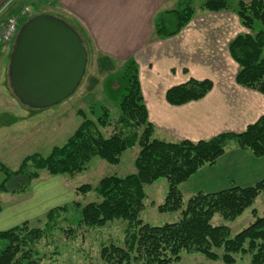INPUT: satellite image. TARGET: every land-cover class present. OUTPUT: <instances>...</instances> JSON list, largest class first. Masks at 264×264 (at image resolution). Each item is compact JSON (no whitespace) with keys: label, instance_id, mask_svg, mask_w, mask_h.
I'll return each mask as SVG.
<instances>
[{"label":"trees","instance_id":"trees-1","mask_svg":"<svg viewBox=\"0 0 264 264\" xmlns=\"http://www.w3.org/2000/svg\"><path fill=\"white\" fill-rule=\"evenodd\" d=\"M237 4L234 12L246 31L236 34L227 45L230 58L237 64L235 82L264 95V0H238ZM202 10L220 12L230 8L226 0H205ZM49 14L71 26L89 52L87 36L76 22L59 13ZM193 15L194 9L187 0L181 1L177 8L157 12L154 16L157 37L163 39L180 33ZM183 72L187 73L185 69ZM122 77L127 83L118 101L120 115L109 136L101 131V127L110 125L105 112L93 120L78 110L82 121L62 145L52 146L47 155L29 154L15 170L0 163V193L27 192L41 170L52 176H75L87 168L92 158L119 164L122 153L137 144L140 149L134 158V173L111 174L100 178L96 185L81 184L76 189L81 194L92 190L97 198L84 205L73 203L74 207L80 208L78 224L102 227L115 219L126 220L124 245H102L99 253L104 264H170L184 251L199 252L213 261L221 260L218 264H236L237 256L242 255H248L249 264H264V214L260 216L252 207L264 190V176L247 186L231 184L213 192L198 191L185 206L179 189V185L203 165L215 164L232 145L256 157L263 156L264 114L242 132L220 133L198 141L155 138L154 125L148 119L143 101L138 66L133 58L126 60ZM212 85L208 78L189 77L185 82L168 87L165 100L175 106L197 101L212 90ZM160 177L168 181V188L158 211H179L181 217L171 223L151 225L139 216L146 197L143 187ZM67 206L66 203L51 208L42 221L38 220L42 226L31 227L30 222L24 220L0 230V264H41L35 246L51 235L61 221H67ZM2 208L0 200V212ZM247 208H251L252 221L233 235L230 226L211 224L217 213L231 221ZM60 229L72 233L71 228ZM219 249L220 253L216 251Z\"/></svg>","mask_w":264,"mask_h":264},{"label":"rangeland","instance_id":"rangeland-1","mask_svg":"<svg viewBox=\"0 0 264 264\" xmlns=\"http://www.w3.org/2000/svg\"><path fill=\"white\" fill-rule=\"evenodd\" d=\"M31 1L29 3V15L32 14L33 16L44 11L40 10L39 2H44L45 0ZM181 1L183 0H170L165 4V7L170 9L177 8ZM187 1L194 9L193 19L197 17L205 18L204 20L198 19L196 23L199 21L210 22V17H204L203 15L214 11L207 12L202 10V4L205 0ZM226 1L230 8L226 12H229L228 15L234 16L232 22L229 20L230 30L228 33L233 34L237 30L236 24L246 31V28L241 26L239 18L234 12L238 5V0ZM26 19H23L18 24V29ZM213 19L211 18V20ZM241 30L238 33H244ZM202 31L205 39L221 37V32H224V37L226 38L229 35L225 34L226 30H212V28H208L205 25ZM155 36L157 37L156 30ZM11 45L12 42L4 45L3 48L12 49ZM86 45L89 52H87V70L83 76L82 83L71 96L61 102L47 108L38 109L23 106L12 95L7 79L8 72L6 71L8 52H3V54L0 52V163L15 170L18 168L20 161L24 157L29 156V154L47 155L52 146L62 145L82 121V117L77 114L78 110L84 111L93 120H97L105 112L108 115L110 125L101 127V131L105 136H109L115 130L116 120L120 115L118 101L120 95L125 92L127 83L126 79L122 77L126 60L115 61L102 56L95 51L89 39H87ZM211 46L212 44L210 43L209 47ZM139 149L140 147L136 144L133 148L124 151L119 164L108 163L101 158H92L87 168L75 176L59 174L52 176L45 170H41L39 172L40 176L30 184V189L27 192L19 194L0 193V200L3 206L0 212V230L9 229V227L20 224L24 220L30 222L31 227L42 226V222L38 220L42 221L45 213L55 206L66 205L67 203L68 211L65 215L67 221H61L59 227L51 235L45 237L35 246L39 251L41 264H104L100 257V249L103 244L116 243L120 246L124 245L126 220L115 219L102 225V227H88L84 224H78L80 208L74 207L73 203L79 202L84 205L89 203V201L97 200V198L92 190L86 194H81L76 192V189L81 184L96 185L100 178L111 174L123 176L134 173V158L138 154ZM230 149L226 151L228 153L226 157L219 161L216 159L215 164H213L214 168L210 170L211 172L207 170L208 168H203L200 173L196 175L193 173L186 180L187 182L185 181L186 184H182V182L179 185L184 206L186 201L193 196L188 195L193 189L213 192L227 188V186H230L231 180H238L239 183H246L244 185H251L262 178L264 174L262 176L260 174L261 171L262 173L264 172V158L254 163L255 160L251 158L244 159L239 156L236 158L233 152H229ZM233 163L237 164V166L243 163L244 169L242 170L244 171H251L259 167L261 171H258V173L255 171L249 175L244 173L241 176L238 173V176L236 172L228 170ZM239 166L242 167L241 165ZM240 167L235 168V170L240 169ZM208 175H210V181L212 179L214 181L217 178L220 179L219 183L222 184L217 186L216 189L197 186V184L203 183ZM0 177H2L1 173ZM238 182L237 184H239ZM167 188L168 181L164 177L144 185L143 189L146 197L143 200L144 208L139 215L143 222L159 225L177 221L181 217L179 211H158L159 204L164 201L167 194ZM255 200L252 207H255L258 214L263 216L264 190ZM250 211L251 208L245 209L239 217L231 221L224 220L217 213L211 219V224L228 225L231 229V235H233L252 221L253 215ZM61 227L65 230L71 228L72 233L63 232L60 229ZM216 251L220 253L221 249ZM237 259L236 264H249L250 258L248 255H242L241 257L237 256ZM219 262L221 260H210L199 252L189 253L184 251L178 260L170 264H218Z\"/></svg>","mask_w":264,"mask_h":264},{"label":"crops","instance_id":"crops-1","mask_svg":"<svg viewBox=\"0 0 264 264\" xmlns=\"http://www.w3.org/2000/svg\"><path fill=\"white\" fill-rule=\"evenodd\" d=\"M168 1L170 0H45L39 4L40 10H44L41 13H59L76 22L95 51L102 56L115 61L129 58L135 60L143 101L148 119L154 125L155 138L198 141L220 133L242 132L248 124L257 121L264 114V95L235 82L237 64L227 51L228 43L242 28L236 24L237 30L229 34V20L232 22L234 16L228 15L229 12L226 11L210 12L203 15L210 17L209 23H196L198 19H205L197 17L175 37L159 39L155 36L154 16L157 12L170 9L165 7ZM31 2L0 0V29L8 17L20 14ZM204 25L212 30H226L225 34L229 35L226 38L224 32H221V37L205 39L202 31ZM7 44L0 45V52H8V58L11 49L3 48ZM8 63L9 61L7 68ZM184 69L187 73L183 72ZM189 77L212 80V90L200 100L171 105L165 100L166 90L185 82ZM229 148V152H233L236 158H251L255 160L254 163L264 158V155L255 157L235 145ZM226 154L228 153L222 154L217 161L226 157ZM239 165L242 166L243 163ZM239 165L233 163L228 170L237 175L239 173L240 176L261 171L260 167L244 171V167ZM238 167L240 169L235 170ZM203 168L210 171L214 165H203L194 175L203 171ZM262 174L264 172L261 171L260 175ZM209 179L210 175L197 186L216 189L222 184L219 183L220 179ZM237 182L238 180H231L229 185L247 186L244 185L246 183ZM198 190L203 191L193 189L188 195H193Z\"/></svg>","mask_w":264,"mask_h":264},{"label":"water","instance_id":"water-1","mask_svg":"<svg viewBox=\"0 0 264 264\" xmlns=\"http://www.w3.org/2000/svg\"><path fill=\"white\" fill-rule=\"evenodd\" d=\"M11 45L8 83L31 108H47L71 96L86 73L87 52L79 34L59 17L34 14Z\"/></svg>","mask_w":264,"mask_h":264},{"label":"built area","instance_id":"built-area-1","mask_svg":"<svg viewBox=\"0 0 264 264\" xmlns=\"http://www.w3.org/2000/svg\"><path fill=\"white\" fill-rule=\"evenodd\" d=\"M28 12V8L26 7L20 12V14L11 15L5 20L3 27L0 29V44L12 41L18 30L19 20L23 15H28Z\"/></svg>","mask_w":264,"mask_h":264}]
</instances>
